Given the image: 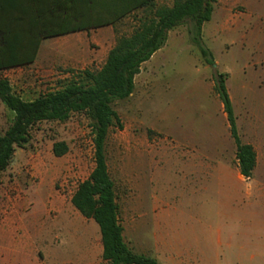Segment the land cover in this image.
<instances>
[{"label":"rangeland","instance_id":"obj_1","mask_svg":"<svg viewBox=\"0 0 264 264\" xmlns=\"http://www.w3.org/2000/svg\"><path fill=\"white\" fill-rule=\"evenodd\" d=\"M250 1L258 14L231 34L220 31L216 19L219 14L205 23L204 45L213 51L215 66L207 64L199 49L191 42L189 30L193 28V23L184 22L169 31L166 48L144 65L136 78L132 96L112 104L123 128L114 127L107 143L108 165L115 183L120 222L126 227L132 220L126 219L124 215V172L130 158H133L129 151L132 137L137 146L150 148L154 152L162 149L181 151L192 146L204 150L206 156L210 157V170L207 169L208 161L203 168L202 161L191 162L187 154L174 158L171 168L164 167V172L171 170L176 175L183 176L187 171L189 187L194 185L198 189L200 186L209 185L213 196H230L235 195L236 184L242 185L244 201L238 200L229 205L228 210L226 209L227 215L220 221L224 240L235 251L231 254L225 250L219 256L231 258V264H264V199H251L252 195L264 196V149L259 153V163L253 179L242 177L236 160L237 148L230 135L224 106L214 91L215 78L222 74L234 104V114L240 120L242 139L245 143L250 142L252 135L249 125L252 120L262 118L264 106H247L244 102L253 95L264 98V84L260 91L256 89L243 92L241 88L243 85L251 87L257 79L264 83V62L255 66L256 49L246 46L242 50L239 38L244 34L252 39L256 37L259 42L261 40L264 48V0ZM172 5L173 0L156 1L157 7ZM217 6L213 4V10H218ZM235 11L244 12L240 7ZM146 13L140 10L118 22L117 39L131 35L137 25L136 20ZM211 35H215L216 42H210ZM109 41L113 43L111 39ZM255 45L257 46V40ZM100 46L101 44L94 42L85 43L80 46L74 59L66 61L58 56L51 60L40 59L32 72L26 73L20 82L26 86L29 94L38 93V98L60 91L71 83L85 84L82 72L98 71L102 67L103 55H99ZM241 51L246 55H241ZM253 74L259 75V78L255 76L254 80ZM35 88L38 92L31 90ZM11 121L9 112L2 111L1 135L5 134ZM90 126L91 121L85 112L74 113L66 121L36 124L30 131V143L24 149H17L9 168L0 176V208L6 202L7 196H20L19 209L25 218L21 229L16 231V236L35 249L36 264H79L75 251L71 248L80 220L83 221L85 233L91 235L92 252L95 253L92 260L84 264H108L103 260V255L97 256V248L101 244L99 231L98 241L94 237V227L97 225L83 217L71 201L79 184L90 176L95 166V145ZM62 141L68 145L69 151L63 157H56L53 146ZM50 167L61 169V175L57 178L49 175L47 170ZM69 168L74 174L64 182ZM142 168L145 178L148 177L149 167L145 161ZM225 180L228 186L221 187L220 184ZM217 203H211V212L208 210V214L216 215L217 210L219 211ZM188 207L185 206L186 209ZM137 209L140 210L139 204ZM59 212L67 216L66 231L58 232L53 226ZM47 217L52 220V231L44 229ZM158 232L159 237L172 239L164 225ZM130 234L129 231L128 236ZM135 237L138 241L139 236ZM141 244L138 241L137 247L140 248ZM170 244L172 245L167 247L169 251L178 247L174 242ZM190 246L195 249L196 258L192 261L194 264H227L222 260L218 261L217 254L211 252L207 245L196 242ZM171 259L170 253H167L155 260L160 264L187 262Z\"/></svg>","mask_w":264,"mask_h":264},{"label":"crops","instance_id":"obj_2","mask_svg":"<svg viewBox=\"0 0 264 264\" xmlns=\"http://www.w3.org/2000/svg\"><path fill=\"white\" fill-rule=\"evenodd\" d=\"M74 1L75 3L72 4L69 3L68 0H8L0 4V28L8 32L7 36L11 44L10 49L0 47V56L8 58H36L31 64L0 70V79H6L10 84L12 93L18 96L23 102L30 103L38 98V93L35 95L29 94L26 86H23L20 81L26 73L32 72V69L38 65L40 59L51 60L57 56L64 58L65 61L70 58L74 59L81 45L84 46L85 43L94 42L101 44L99 47V55H103V60H101V65L103 66L109 52L116 45L118 23L100 24L98 23L99 18L97 14L94 13L87 4L83 3L81 0ZM215 5H218L217 7L219 9L217 10L216 8V10H213L212 18H215V16L219 14L216 18L220 25L219 29L226 34L237 31L240 27L245 25V22L258 14V11L251 6L252 3L250 0H219ZM239 7L242 8L244 12H236V8ZM204 25L202 27L203 43ZM76 26L92 27L89 30L57 33L58 35L51 36V32L55 30ZM45 33L50 34V36H45ZM255 38L252 39L248 34H244L239 38V43L242 50L243 47L246 46L256 49L254 50L257 55V64L255 66H260L261 62H264V48L261 44V40L259 42L258 38H256L257 46L255 45ZM110 39L113 43H110ZM209 40L212 43L217 41L215 35H211ZM38 41L40 42V46L37 55H34V44ZM167 44L168 40L166 45ZM166 45L157 51L148 62L142 65L141 71L144 65L152 61L158 53L166 48ZM209 50L213 55V51L211 49ZM240 54L243 56L246 55L243 51H241ZM139 75L135 77V87L136 78ZM252 76L254 80H256L255 76L259 78L257 74H253ZM257 80L256 82L254 81L251 87L243 85L241 90L243 92H247L248 90L255 91L256 89L259 91L262 90L261 85L264 83H262L261 80ZM31 90L38 92L36 88ZM260 98L259 96L253 95L252 98L247 97V101L244 103H246L245 105L247 106L255 104L258 106L262 104L264 106V98ZM4 110L8 111L11 115L12 124L16 114L0 100V114ZM235 117L239 136L242 142L245 143L240 134V120L237 118L236 114ZM261 117L262 118L258 120H252L249 125L252 139L245 144L253 146L257 156V163L252 178H246L247 180L253 179L259 163V153L261 149H264V115ZM208 121L210 122V118H208ZM183 123H185V121ZM187 126L190 127L189 124ZM131 139L129 151L133 155V158H130L124 172V187L126 191L124 199L126 210L124 215L126 219L132 221H130L129 225L126 227L125 224L123 226L120 222V216L118 217L123 228V239L128 248L137 255H144L156 260L170 253L171 260L178 259L187 261L182 264H194L192 261L196 258L195 249H191L190 244L198 242L199 244L209 246L210 251L217 254L218 261L222 260L224 261L223 263L226 262L227 264L233 263L231 258L226 259L220 258L219 256V254L226 252L225 250L231 254L235 251L232 245L224 240L220 221L222 217L227 215L226 209L228 210L229 205L238 200L244 201L242 185L236 184V193L230 196L222 194L213 196L209 189V185L208 187L206 185L200 186L198 189H196L194 185L189 187L186 179L187 171L183 176L176 175L171 170L164 172V167L171 168L173 165L172 162H175L174 158L187 154L190 156L188 160L191 162L202 161L203 168H205L204 165L206 161H208L207 169L210 170V157L206 156L204 150L192 146L187 148V150L181 149V151L176 149L171 152L162 149L160 152H157V150L154 152L150 148L137 146L134 137ZM107 154L108 152L106 150V155ZM143 161H145L149 167L147 173L148 177L146 178L142 168ZM61 171L62 170L59 168L50 167L47 173L57 178L61 175ZM73 174V170L69 168L65 175L64 182L72 177ZM239 174L244 177L240 173V170ZM24 181H26V178ZM220 186L227 187V180H225L223 184L221 183ZM145 188L147 189L146 191ZM19 198V195L13 197L7 196L6 202L0 208V264H36L37 261L35 249L33 247L31 248L28 242L20 241L16 236V231L21 229L25 218V216L20 213ZM25 198L28 199L27 197H23V199ZM253 198L264 199V196L252 195L251 199ZM213 202H218L219 211L217 210L216 215L207 213L208 210L211 212V203ZM138 204L140 205V210L137 209ZM186 205L189 206L187 209L185 208ZM188 209L189 211H187ZM185 216H187V218H185ZM55 219L53 226L58 232L68 229L67 216L65 214L59 212ZM88 220L94 221L91 219ZM78 223L79 225L75 230L76 234L71 250L73 249L75 251V256L79 264H84L90 262V260H92L91 257H93L95 253H93L94 251L92 252L91 235L85 233L83 221L80 220ZM94 223L97 225L95 221ZM163 225L170 232L169 235L172 239L159 237L158 231ZM51 228L52 220L50 217H47L44 229L52 231ZM94 231L95 240L98 241V231L101 234L98 225L94 227ZM129 231L131 232L130 236H128ZM132 235L134 238H132ZM137 235L139 236L138 241L142 243V247L140 246V248L137 247L138 241L135 237ZM172 242L177 244L178 247L171 248L169 251L167 247L172 245L170 244ZM98 255H103L102 238L101 244L99 243V248H97V256ZM158 264L160 263L158 262Z\"/></svg>","mask_w":264,"mask_h":264},{"label":"trees","instance_id":"obj_3","mask_svg":"<svg viewBox=\"0 0 264 264\" xmlns=\"http://www.w3.org/2000/svg\"><path fill=\"white\" fill-rule=\"evenodd\" d=\"M8 0H0V4ZM75 3L74 0H68ZM97 14L100 24H115L137 11L147 12L138 20L134 32L117 39L107 60L98 71L82 72L85 84L71 83L55 93L42 95L33 102H23L12 93L9 82L0 79V100L16 116L4 135L0 134V176L13 161L18 148L24 149L31 141L30 131L40 122L69 120L77 112H85L91 121L95 145V166L90 176L81 182L72 197V205L86 219L94 220L100 228L103 260L108 264H158L144 255L133 253L123 239V228L119 222L115 183L107 163V141L114 127L122 129L120 118L112 104L129 98L134 91L135 77L143 64L162 49L168 40V32L184 22L193 23L189 30L191 42L199 49L204 61L214 65L213 55L205 47L202 27L212 18L213 4L219 0H173L172 7H157V0H81ZM149 11V12H148ZM92 26L60 28L51 32L89 30ZM98 27V26H94ZM8 32L0 28V47L11 48ZM45 36L50 34L45 33ZM40 42L34 44L37 55ZM35 57L8 58L0 56V70L31 64ZM214 91L219 96L230 127L237 152L240 173L252 178L257 163L253 146L242 142L236 124L233 104L222 74L217 75ZM69 151L65 142H56L53 153L65 156Z\"/></svg>","mask_w":264,"mask_h":264}]
</instances>
